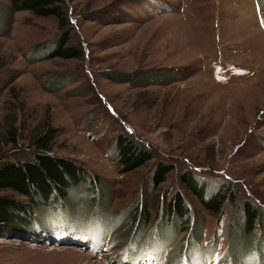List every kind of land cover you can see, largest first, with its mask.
Here are the masks:
<instances>
[{
    "label": "rangeland",
    "instance_id": "rangeland-1",
    "mask_svg": "<svg viewBox=\"0 0 264 264\" xmlns=\"http://www.w3.org/2000/svg\"><path fill=\"white\" fill-rule=\"evenodd\" d=\"M64 7L82 56L35 59L60 35L57 20L0 0V164L45 145L83 166L94 191L79 186L63 214L37 211L31 227L0 225V264H264V0ZM109 72L136 77L116 83ZM124 132L155 158L120 174L110 146ZM157 161L174 169L153 191ZM185 169L207 180V198L226 185L235 203L209 213L181 182ZM177 191L190 213L167 228ZM243 202L263 214L247 236L236 221ZM140 205L150 213L143 229L130 221Z\"/></svg>",
    "mask_w": 264,
    "mask_h": 264
},
{
    "label": "trees",
    "instance_id": "trees-1",
    "mask_svg": "<svg viewBox=\"0 0 264 264\" xmlns=\"http://www.w3.org/2000/svg\"><path fill=\"white\" fill-rule=\"evenodd\" d=\"M10 10L13 12L26 11L38 18H54L58 22L60 35L48 46L41 44L35 50L39 55L35 59H46L59 57L65 60L76 59L82 56V50L77 45L72 44L70 23L64 7V0H8ZM49 47H51L49 49ZM48 48V52L45 53ZM31 61V59H30ZM108 79H113L116 83L133 82L136 76L123 74L120 72H109ZM65 81L55 82L53 86L44 84L50 89L63 87ZM33 154L31 160L22 161L20 159L7 160L0 164V225L1 228H22L28 222L30 227L34 224L37 211L45 213H61L66 209V199L72 195L79 186L84 191L86 188L92 189L95 184L90 179L89 173L83 166L73 160L54 156L50 149L41 145ZM110 151L112 159L120 164V174L134 171L147 162L155 158L152 150L137 142L126 132L115 136ZM174 169V164L167 161H157L152 173L149 176L152 190L162 184L167 175ZM181 182L189 189L190 193L198 202L211 214L222 211L224 202L234 204L232 193L229 201L226 197L225 186H219L217 191L207 198V180H199L192 171L185 169L180 175ZM93 182V183H92ZM208 185V186H207ZM85 187V188H84ZM87 193H90V191ZM14 193L26 199L25 203L14 201V199L3 195ZM96 201V200H95ZM94 202V200H93ZM140 205L138 210L131 214L130 221L138 222L140 228H144L150 219L147 206ZM226 207V206H225ZM168 214L167 228L172 226L171 222L180 220L182 227L184 219L190 213L189 206L180 192H175L166 204ZM242 216H238L236 221L241 224L245 236L253 233L256 220H260L262 211L254 207L250 202L242 203ZM130 212V211H129ZM128 212V213H129ZM124 212L119 214L122 218ZM125 215V217L128 215ZM61 214L59 216H61ZM88 215V214H87ZM130 215V214H129ZM108 216V212H106ZM119 218V219H120ZM261 222V221H260ZM36 224V223H35Z\"/></svg>",
    "mask_w": 264,
    "mask_h": 264
},
{
    "label": "snow or ice",
    "instance_id": "snow-or-ice-1",
    "mask_svg": "<svg viewBox=\"0 0 264 264\" xmlns=\"http://www.w3.org/2000/svg\"><path fill=\"white\" fill-rule=\"evenodd\" d=\"M262 26H264V22H262ZM163 264V262H161ZM256 264H262V262L257 261Z\"/></svg>",
    "mask_w": 264,
    "mask_h": 264
},
{
    "label": "bare ground",
    "instance_id": "bare-ground-1",
    "mask_svg": "<svg viewBox=\"0 0 264 264\" xmlns=\"http://www.w3.org/2000/svg\"><path fill=\"white\" fill-rule=\"evenodd\" d=\"M58 249V248H57Z\"/></svg>",
    "mask_w": 264,
    "mask_h": 264
}]
</instances>
